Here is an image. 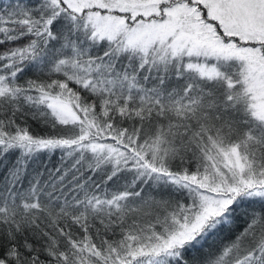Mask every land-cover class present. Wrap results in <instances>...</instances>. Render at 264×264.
<instances>
[{"label": "snow or ice", "instance_id": "snow-or-ice-1", "mask_svg": "<svg viewBox=\"0 0 264 264\" xmlns=\"http://www.w3.org/2000/svg\"><path fill=\"white\" fill-rule=\"evenodd\" d=\"M0 264H264V0H3Z\"/></svg>", "mask_w": 264, "mask_h": 264}, {"label": "trees", "instance_id": "trees-1", "mask_svg": "<svg viewBox=\"0 0 264 264\" xmlns=\"http://www.w3.org/2000/svg\"><path fill=\"white\" fill-rule=\"evenodd\" d=\"M2 3H3V0H0V5H2ZM57 163H58V157L51 158L50 164L55 165Z\"/></svg>", "mask_w": 264, "mask_h": 264}]
</instances>
